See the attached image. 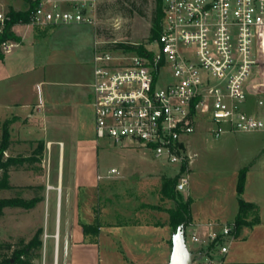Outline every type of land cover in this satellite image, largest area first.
Returning <instances> with one entry per match:
<instances>
[{
  "label": "rangeland",
  "instance_id": "obj_1",
  "mask_svg": "<svg viewBox=\"0 0 264 264\" xmlns=\"http://www.w3.org/2000/svg\"><path fill=\"white\" fill-rule=\"evenodd\" d=\"M155 3V0L100 2L94 26L17 24L13 31L20 37V41L0 59V75L5 71H11L13 83L25 81L28 84L35 78L49 76L59 80V88L62 89L77 88L72 86L74 82L87 84L91 81L95 47L99 50L117 52L121 51V48H115L116 43L143 46L154 40L151 39L150 28ZM152 47L157 48L155 45ZM4 84L6 83H2L3 86ZM84 89L87 91L89 88L84 87ZM198 123L195 132L189 136L190 153L193 158L183 164L168 163L162 158H156L152 151L115 146L106 139H97L94 134L91 107L85 106L81 131L85 135L83 139L86 145L84 144L83 147L81 144L78 161L73 159L74 153L69 152L68 145L66 147L62 197L57 199L56 190L49 191L46 204L33 213L30 209L23 208L4 209V213L0 215V243L16 244L21 238L28 240L33 230L41 227L42 247L38 250L39 258L36 264L43 263V256L44 264H54L52 234L56 227L58 209V264H123L128 251L120 247L115 236L122 235L127 242H132L133 246L137 247L143 242L142 234L146 229L129 226L107 235L103 228L97 237L92 234L85 237L81 229L82 222L89 218H92L91 221L97 219L114 223L165 221L167 218L165 209L174 207V201L163 198L160 187L164 180L172 178H177V182L181 179L187 180L185 190L176 191V196L183 201L189 198L190 214L194 221L204 223L201 224L202 231L196 232L198 236L204 237L210 226L220 229L225 224L230 225L233 220L227 221L224 217H230L237 206L238 172L235 167L248 163V160H244L246 159L243 151L246 148L243 145L245 143L237 139L243 133H224L215 137L209 130L212 125L207 117L201 118ZM54 150H58V145H54ZM111 169H115V173L109 176L107 174ZM75 173L79 182L91 186L89 191L96 185L97 173L103 178L98 181L99 190L95 189V198L92 193H85V196L81 194L79 196L78 193L77 208L73 200V204L68 208L66 186L70 180H73ZM48 186L52 187L50 183L46 184L47 188ZM80 192H85L84 188H81ZM248 195H254L264 203V175L250 177L245 190V196ZM0 196H20L27 199L34 196L41 197L40 191L26 187L2 191ZM145 205H152L157 209L147 208ZM254 215H250L249 219ZM216 216L220 219L210 220ZM68 220L77 245L75 250H72L71 246L65 258L63 245ZM168 229L167 235L171 240L174 233L170 227ZM150 232L154 235H162L165 230L155 228ZM45 233L48 236L44 239ZM190 235L191 230L187 228L185 231L187 247L195 252L203 250L205 246L193 242ZM230 240L227 238L224 243L228 249ZM216 249L217 247H214L212 252ZM0 254L6 255L8 251L0 250ZM204 257L201 255L196 259Z\"/></svg>",
  "mask_w": 264,
  "mask_h": 264
},
{
  "label": "built area",
  "instance_id": "obj_2",
  "mask_svg": "<svg viewBox=\"0 0 264 264\" xmlns=\"http://www.w3.org/2000/svg\"><path fill=\"white\" fill-rule=\"evenodd\" d=\"M105 1L110 0H0V35L11 9L24 13L27 24L94 26L99 3ZM15 43L6 39L0 49L6 53ZM143 47V54L94 48L90 87L97 139L183 164L193 158L189 136L201 118L209 119L215 137L264 131V97L249 104L250 95L264 92V0H162L158 37ZM186 185L181 179L175 190L184 191ZM58 220L57 209L54 264ZM233 227L210 226L204 237L193 231L190 239L205 250L215 243L226 253Z\"/></svg>",
  "mask_w": 264,
  "mask_h": 264
},
{
  "label": "crops",
  "instance_id": "obj_3",
  "mask_svg": "<svg viewBox=\"0 0 264 264\" xmlns=\"http://www.w3.org/2000/svg\"><path fill=\"white\" fill-rule=\"evenodd\" d=\"M12 77L13 72L11 71H5L0 75V125L4 120L13 118L9 126L10 145L6 152L11 156H29L38 141H42L44 145L39 161L25 164L20 168H14L9 172V183L12 188L8 190H18L19 188L26 187L30 190L40 191L41 201L37 202L30 209L32 211L31 213H33L46 204L49 191L56 190L57 199L62 197L64 187V159L67 145L69 152L72 151L74 153L75 158L73 157V159L75 161H78V155L82 149L80 148L81 144L82 146L84 144L86 145V141L83 139L85 135L81 131V120L85 106L91 107L94 117L90 87L93 80V67L91 81L87 84L74 82L72 86L77 88L73 89L59 88V80L49 76L40 79L35 78L30 84L25 81L13 83L11 81ZM2 83L6 84L3 86ZM84 87H88L89 89L86 91ZM259 96H264V92L250 95L249 104L254 106L255 100ZM242 133V136L237 137V139L245 143L243 144L246 146L245 150H243L246 155V159L244 160H248V163L237 165L235 170L239 172L241 168H247L242 197L244 200L254 202L257 205L256 214L258 215V222L252 226H245L237 234H233L229 249L226 253H220L218 249L214 252L210 251L207 253V250L203 249L205 251L198 252H204L202 256L205 257L203 259H195L193 264H264V207H262L264 203L254 195L245 196L246 185L250 177L264 175V131ZM94 134L96 137L95 125ZM60 135L61 137H59ZM64 136L67 138H64ZM54 145H58L57 151L54 150ZM98 174H96V185L92 186V190L89 191L91 186L79 182L77 173H75L73 180H70L66 186L68 208L71 207L73 201L77 208L76 201L78 193L79 196L80 194L85 196V193H92L95 198L94 193L96 190H99V187H97L99 181L97 179ZM47 183H50L52 187L47 188ZM81 188H84L85 192H80ZM2 191L7 190H0V192ZM13 208L18 209L19 207ZM237 210L238 204L230 217H224V220H233L237 214ZM190 216V223L185 228V231L189 228L191 232H201L203 229V225L201 226V224L204 223L194 221L191 214ZM218 218L216 216L210 220ZM91 220L92 218H89L85 222H82V224L94 222ZM69 223L70 221L68 220L66 233L64 234L66 251L63 256L65 258H67L71 246L72 250H75V246L77 245V242L74 241V237L72 236ZM98 224L99 231L105 228L107 235L114 234V231L129 226L146 229V232L142 234L144 237L143 242L137 247H134L132 242H127L124 236H115V239L119 241L120 247L126 249V252L128 251L127 255L125 254L123 264H168L170 248L168 243L169 237L167 235L169 230L167 218L162 222L146 221L132 223H114L98 220ZM155 228L164 229L165 233L162 235H154L150 231ZM35 230H33L32 234ZM98 235L99 232L95 236L97 237ZM86 236L88 237V235ZM82 237L84 238L83 233Z\"/></svg>",
  "mask_w": 264,
  "mask_h": 264
},
{
  "label": "trees",
  "instance_id": "obj_4",
  "mask_svg": "<svg viewBox=\"0 0 264 264\" xmlns=\"http://www.w3.org/2000/svg\"><path fill=\"white\" fill-rule=\"evenodd\" d=\"M156 6L154 16L152 19V26L150 28L151 39L158 37L161 17H162V0H155ZM10 21L7 24L6 31L0 35V43L6 39H12L16 42L20 41V37L11 31V26L17 24H27L28 18L21 11L10 10ZM151 41V40H150ZM115 48H121L127 51H133L138 54H143L144 47L139 44L129 43H116ZM4 53L0 49V59L3 58ZM13 118L4 120L0 125V190L11 189L12 186L9 183V172L14 168H20L25 164L34 163L39 161L43 150V142L38 141L36 147L29 156H11L8 155L6 150L10 145V132L9 126ZM183 168V167H182ZM247 168L243 167L239 170L236 182V194L238 210L233 219V231L235 235L243 226H252L258 222V215L256 214L257 205L254 202H249L243 199L242 193L245 185V176ZM177 178L166 179L162 182L160 187V193L163 198L171 199L174 201V207L165 209L167 213V224L175 233L177 227L183 224L182 235L185 237V228L190 223V199L185 201L179 199L176 196L175 185ZM30 187V186H29ZM41 200V197L34 196L30 199H26L20 196L12 197H0V215L4 213V209L19 207L23 209H31ZM147 208L157 209L152 205H145ZM159 209V208H158ZM255 214L252 219H248L250 215ZM82 231L85 235H97L99 232L98 220L89 224H82ZM42 228H37L28 240L21 238L16 244L10 242L0 243V250L6 249L8 254H0V264H36V260L39 258L38 250L42 247ZM170 244H171V240ZM216 247L215 243H211L207 247V253L213 251ZM205 251V250H201Z\"/></svg>",
  "mask_w": 264,
  "mask_h": 264
},
{
  "label": "water",
  "instance_id": "obj_5",
  "mask_svg": "<svg viewBox=\"0 0 264 264\" xmlns=\"http://www.w3.org/2000/svg\"><path fill=\"white\" fill-rule=\"evenodd\" d=\"M183 224L179 225L171 238V252L168 264H193L194 260L204 252L191 251L182 235Z\"/></svg>",
  "mask_w": 264,
  "mask_h": 264
}]
</instances>
